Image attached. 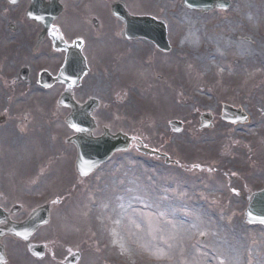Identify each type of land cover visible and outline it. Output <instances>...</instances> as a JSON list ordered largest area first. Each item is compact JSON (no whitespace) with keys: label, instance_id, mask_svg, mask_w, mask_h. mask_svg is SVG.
I'll return each mask as SVG.
<instances>
[{"label":"rangeland","instance_id":"374dc122","mask_svg":"<svg viewBox=\"0 0 264 264\" xmlns=\"http://www.w3.org/2000/svg\"><path fill=\"white\" fill-rule=\"evenodd\" d=\"M182 1L74 6L90 24L96 8L102 25L97 35L79 11L69 19V30L90 37L91 66L94 56L101 58L75 96L100 101L94 135L108 128L133 139L127 153L86 179L66 143L73 133L64 124L69 113L57 107L62 90L37 86L44 59L28 55L31 32L20 25L7 33L0 13V207L22 205L14 219L24 220L52 203L49 227L32 239L46 245L45 260L33 262L6 239L11 264L10 251L17 264H62L74 253L79 264H264V228L244 222L250 195L264 190V0H230L228 11L209 14ZM114 2L161 20L172 51L164 56L150 42L124 41ZM185 22L194 29L188 40ZM24 65L31 71L26 83L17 79ZM225 104L249 112V123L222 121ZM204 114L212 115V129L200 130ZM174 120L180 132L171 130ZM139 140L164 156L141 154Z\"/></svg>","mask_w":264,"mask_h":264},{"label":"water","instance_id":"95a60500","mask_svg":"<svg viewBox=\"0 0 264 264\" xmlns=\"http://www.w3.org/2000/svg\"><path fill=\"white\" fill-rule=\"evenodd\" d=\"M52 4L48 6L51 10L50 15L54 16L60 9L59 0H51ZM35 5V9L47 12L44 9V0H32ZM185 6L202 10L203 12H210L214 9H228L231 6L230 1L220 0H185ZM114 13L122 21L127 24L128 36L144 37L155 41L158 46L164 50H169L168 43L166 41V29L163 25L158 26L150 18H132L124 9L118 6H114ZM42 17V16H41ZM62 80L72 86H77L80 82V77L84 74L82 62H79L78 58L70 57L67 65L62 73ZM60 105L69 107L72 109L73 114L68 118V125L77 131L80 135L69 140V142L75 143L79 150V157L77 161L78 173L86 177L90 175L97 167L106 162L116 151H122L129 145V140L122 137H111L108 134L100 139H93L86 136L92 130L91 115L95 108L98 107V102L90 101L85 107L80 108L72 99L70 95H63L60 100ZM223 119L228 122L244 123L246 122V116L242 115L240 111H235L231 107L224 106ZM88 121L90 126L88 128H82V122ZM204 123L203 127L210 126V118H202ZM177 123H173L174 127ZM179 125V124H178ZM147 154H156L150 150H142ZM245 222L250 225H262L264 226V191L255 194L250 199V205L245 213ZM8 221L5 214L0 213V222ZM49 222V207H45L37 210L30 220L25 224L18 226L9 223L8 227L4 230H0V238L6 234H12L13 236L22 240H29L31 236L42 226ZM31 252L38 258L44 257V249L42 247H33ZM80 255L75 254L67 259L65 264H77ZM6 262L4 254V248L0 245V263Z\"/></svg>","mask_w":264,"mask_h":264},{"label":"flooded vegetation","instance_id":"af4514ba","mask_svg":"<svg viewBox=\"0 0 264 264\" xmlns=\"http://www.w3.org/2000/svg\"><path fill=\"white\" fill-rule=\"evenodd\" d=\"M4 15L6 17V32L14 33L19 25L29 27L31 36L36 35L35 42L31 46L32 52L42 55L43 62L40 64V71L48 70L56 75L66 58L68 50L78 39V33L69 30L68 24L64 21L68 10L64 8L62 15L45 28L42 24L29 21V1H23L17 6H11L6 0H2ZM67 33H64L66 32ZM86 42L84 46H86ZM21 79V78H20ZM40 84V82H38ZM63 85H56L53 89H64Z\"/></svg>","mask_w":264,"mask_h":264},{"label":"bare ground","instance_id":"6f19581e","mask_svg":"<svg viewBox=\"0 0 264 264\" xmlns=\"http://www.w3.org/2000/svg\"><path fill=\"white\" fill-rule=\"evenodd\" d=\"M185 23L188 26V32H187V36H186V39L185 40H188L190 36H193V33L192 32L194 31V29L191 26H189L187 24V22H185ZM12 136H13V139L15 141L16 140V135L15 134H12Z\"/></svg>","mask_w":264,"mask_h":264}]
</instances>
